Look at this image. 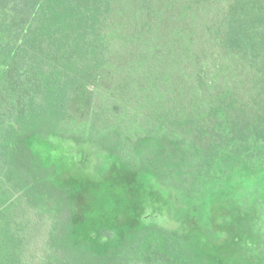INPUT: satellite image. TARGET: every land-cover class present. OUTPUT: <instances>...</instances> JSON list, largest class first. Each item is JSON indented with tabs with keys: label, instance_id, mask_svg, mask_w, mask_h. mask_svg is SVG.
<instances>
[{
	"label": "trees",
	"instance_id": "16d2710c",
	"mask_svg": "<svg viewBox=\"0 0 264 264\" xmlns=\"http://www.w3.org/2000/svg\"><path fill=\"white\" fill-rule=\"evenodd\" d=\"M197 233L264 264V0H0V264H219Z\"/></svg>",
	"mask_w": 264,
	"mask_h": 264
},
{
	"label": "rangeland",
	"instance_id": "374dc122",
	"mask_svg": "<svg viewBox=\"0 0 264 264\" xmlns=\"http://www.w3.org/2000/svg\"><path fill=\"white\" fill-rule=\"evenodd\" d=\"M220 4L219 2H212V5L209 6V11H214L219 7ZM215 13V11H214ZM60 167H63V162L60 161ZM14 174H16L17 176L21 177L22 176V171L20 170H15ZM75 172L71 171V175H74ZM68 175V174H67ZM113 203L110 202L107 205H112ZM113 206L115 207V204H113ZM216 236V237H215ZM214 235H210L207 233H197L194 236V243L196 244V248H195V253L200 255V252H203V254H208L209 256L207 257L208 260H218L219 264H225L226 260H227V256L229 255V247L227 245V241H224V239H220L218 238L219 236L215 234ZM207 245L206 251H205V247ZM43 246V241L42 242H38V245L36 246V248L34 249V254L36 255V257H38L39 259L43 258V256L45 255V253L48 251L43 250L42 251V247ZM38 259V260H39ZM84 260V258L82 259V261ZM48 263H52L54 262V264H62L63 262V257H61L60 255H57V257H55L53 255V258L51 260V256H48V260H46V264ZM65 263V261H64ZM195 264H201L199 259H195Z\"/></svg>",
	"mask_w": 264,
	"mask_h": 264
}]
</instances>
